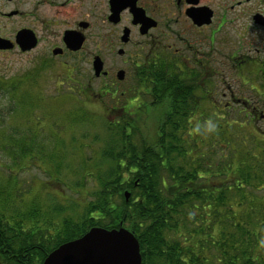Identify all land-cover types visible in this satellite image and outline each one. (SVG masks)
I'll return each mask as SVG.
<instances>
[{"label": "flooded vegetation", "instance_id": "af4514ba", "mask_svg": "<svg viewBox=\"0 0 264 264\" xmlns=\"http://www.w3.org/2000/svg\"><path fill=\"white\" fill-rule=\"evenodd\" d=\"M241 26L253 33L239 37ZM232 35L239 38L237 48ZM0 38L12 45L1 54L32 64L21 75L66 67L74 76L82 70L68 93L84 95L85 106L108 110L114 125L116 117L136 120L146 109L163 108L165 98L154 95L158 90L150 84L154 75L171 83L162 89L173 99L187 92V106L201 110L190 121L199 116L203 124L215 122L212 110L220 124L264 132V0H0ZM222 58L244 74L245 90L224 79ZM97 60L103 63L100 75ZM88 63L93 75L80 68ZM183 79L188 87H178ZM241 114L244 122L232 120ZM253 155L263 161V152Z\"/></svg>", "mask_w": 264, "mask_h": 264}, {"label": "trees", "instance_id": "16d2710c", "mask_svg": "<svg viewBox=\"0 0 264 264\" xmlns=\"http://www.w3.org/2000/svg\"><path fill=\"white\" fill-rule=\"evenodd\" d=\"M151 79L158 90L154 95L165 98L161 109H166L157 122L156 140L135 143L131 133L139 132L133 125L136 120L124 118V125L118 124L122 148L114 156L115 169L99 175L101 191L89 201L78 224L69 221L53 233L27 226L21 219L10 221L1 212V263L43 264L60 245L93 227L112 230L123 225L139 240L142 264H264V201L259 196L264 192L263 143L253 144L255 137L247 134L251 142L245 130L230 121L221 123L223 127L217 123V143L210 136L203 138L210 119L208 124L201 123L199 116L190 121L196 109L187 106V92L180 91L175 100L162 89L171 86L169 81L154 75ZM187 84L186 79L179 80L178 87ZM195 115H201V110ZM245 142L263 152V161L256 160L251 150L234 165ZM21 149L27 153L30 148ZM107 149L104 152L112 156ZM232 174L230 184L226 179ZM209 177L218 179L217 186L203 182ZM240 181L243 185L237 186ZM239 206L242 219L235 211Z\"/></svg>", "mask_w": 264, "mask_h": 264}, {"label": "rangeland", "instance_id": "374dc122", "mask_svg": "<svg viewBox=\"0 0 264 264\" xmlns=\"http://www.w3.org/2000/svg\"><path fill=\"white\" fill-rule=\"evenodd\" d=\"M248 33H253V30H244L241 26L238 36L243 38ZM232 41L236 48L239 47L237 36L232 35ZM248 41L249 36L245 39V42ZM220 64V69L227 76L224 79L232 82L235 89L245 90L242 83L244 74L232 70L233 63L226 59L222 58ZM31 68L32 64L26 58L0 53V213L3 212L10 221L21 219L27 226L31 224L32 228L37 226L56 233L57 228L63 230L69 221L75 224L81 222L87 204L101 191L99 175L115 169L114 156L121 152L122 134L118 125L112 126L108 110L85 106L88 100L84 95L68 93L67 87L73 84L72 80L84 76L82 70L74 76L72 68L66 67L41 75L19 73V70ZM80 68L89 70L93 75L92 63ZM221 83V88H224V81ZM226 94L228 97L230 90H226ZM76 98L83 104L78 103ZM233 109L231 111L236 115L238 112ZM165 112L166 109L152 108L143 111L142 116L138 115L133 125L138 127L139 132L131 133L133 141L156 140L157 122ZM211 115H214L212 110ZM77 117L81 119L75 120ZM212 119L215 122L211 120L206 125L208 129L203 138L209 139L210 136L212 142L217 143L220 135L215 129L220 122H216V117ZM232 120L244 122L245 116L241 114ZM122 122L123 119L119 125H124ZM237 127L245 130L241 131L248 140L247 134L255 137L253 144L256 141L264 145V132L253 130L248 125ZM192 134L197 136L196 132ZM196 138L200 140V137ZM21 146L30 149L23 153ZM106 149L112 152V156L104 152ZM251 150L260 153L251 143L245 142L234 165L238 166ZM233 177L232 174L224 180L233 184ZM203 182L211 186L219 183L213 177ZM260 195L264 201V192ZM235 211L242 216L241 219L244 217L241 206L235 207Z\"/></svg>", "mask_w": 264, "mask_h": 264}, {"label": "water", "instance_id": "95a60500", "mask_svg": "<svg viewBox=\"0 0 264 264\" xmlns=\"http://www.w3.org/2000/svg\"><path fill=\"white\" fill-rule=\"evenodd\" d=\"M12 45L0 38V49H11ZM97 75L103 63L95 61ZM130 192H125L128 202ZM139 240L123 225L119 229L93 227L80 238L66 242L51 252L43 264H142Z\"/></svg>", "mask_w": 264, "mask_h": 264}, {"label": "bare ground", "instance_id": "6f19581e", "mask_svg": "<svg viewBox=\"0 0 264 264\" xmlns=\"http://www.w3.org/2000/svg\"><path fill=\"white\" fill-rule=\"evenodd\" d=\"M119 120H120V118L116 117V121H118V124H119ZM118 124H115V125H118Z\"/></svg>", "mask_w": 264, "mask_h": 264}]
</instances>
